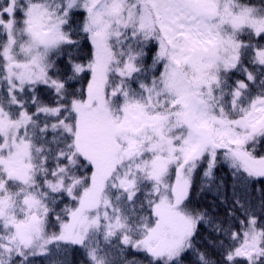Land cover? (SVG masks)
Returning <instances> with one entry per match:
<instances>
[{"label": "snow or ice", "instance_id": "snow-or-ice-1", "mask_svg": "<svg viewBox=\"0 0 264 264\" xmlns=\"http://www.w3.org/2000/svg\"><path fill=\"white\" fill-rule=\"evenodd\" d=\"M0 264H264V0H0Z\"/></svg>", "mask_w": 264, "mask_h": 264}]
</instances>
